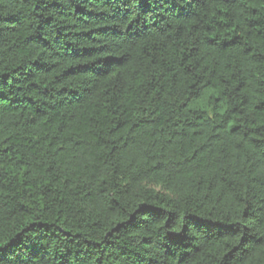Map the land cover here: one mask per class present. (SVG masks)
<instances>
[{"label":"trees","instance_id":"1","mask_svg":"<svg viewBox=\"0 0 264 264\" xmlns=\"http://www.w3.org/2000/svg\"><path fill=\"white\" fill-rule=\"evenodd\" d=\"M0 264H264V0H0Z\"/></svg>","mask_w":264,"mask_h":264}]
</instances>
